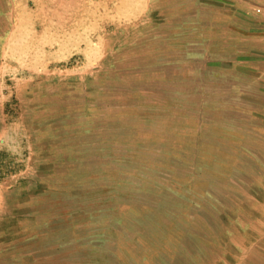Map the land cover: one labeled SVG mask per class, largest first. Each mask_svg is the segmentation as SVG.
<instances>
[{
	"label": "rangeland",
	"instance_id": "1",
	"mask_svg": "<svg viewBox=\"0 0 264 264\" xmlns=\"http://www.w3.org/2000/svg\"><path fill=\"white\" fill-rule=\"evenodd\" d=\"M248 2L0 0V264H264Z\"/></svg>",
	"mask_w": 264,
	"mask_h": 264
},
{
	"label": "crops",
	"instance_id": "2",
	"mask_svg": "<svg viewBox=\"0 0 264 264\" xmlns=\"http://www.w3.org/2000/svg\"><path fill=\"white\" fill-rule=\"evenodd\" d=\"M261 1V0H260ZM262 4L264 0H262ZM248 0H246V3ZM250 3V2H248ZM251 4V3H250ZM252 5V4H251ZM235 8L233 12H228L232 17V40L236 43L234 67L240 68L242 65L249 66L250 71H246L243 77L250 82V97L264 96V12H253L244 3L240 10ZM243 9L244 11H241ZM261 10V9H259ZM238 18L244 20L239 23ZM257 67L253 70L252 67ZM257 69V70H256ZM244 72V71H243ZM242 77V75L239 76ZM259 112L264 114V100L257 101ZM259 128L264 129V116ZM264 236V235H263ZM256 239V237H254Z\"/></svg>",
	"mask_w": 264,
	"mask_h": 264
}]
</instances>
